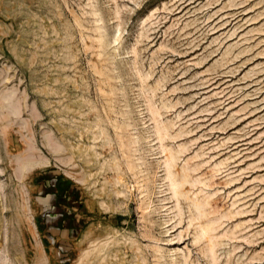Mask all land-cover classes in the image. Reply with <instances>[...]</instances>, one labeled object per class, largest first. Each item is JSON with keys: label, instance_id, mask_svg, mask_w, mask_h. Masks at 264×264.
I'll return each mask as SVG.
<instances>
[{"label": "rangeland", "instance_id": "1", "mask_svg": "<svg viewBox=\"0 0 264 264\" xmlns=\"http://www.w3.org/2000/svg\"><path fill=\"white\" fill-rule=\"evenodd\" d=\"M0 264H264V0H0Z\"/></svg>", "mask_w": 264, "mask_h": 264}, {"label": "bare ground", "instance_id": "2", "mask_svg": "<svg viewBox=\"0 0 264 264\" xmlns=\"http://www.w3.org/2000/svg\"><path fill=\"white\" fill-rule=\"evenodd\" d=\"M180 195V194H179Z\"/></svg>", "mask_w": 264, "mask_h": 264}]
</instances>
